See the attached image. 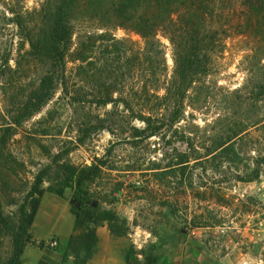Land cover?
Returning <instances> with one entry per match:
<instances>
[{
  "label": "rangeland",
  "instance_id": "rangeland-1",
  "mask_svg": "<svg viewBox=\"0 0 264 264\" xmlns=\"http://www.w3.org/2000/svg\"><path fill=\"white\" fill-rule=\"evenodd\" d=\"M7 1L0 0V132L11 127L9 163L0 164L5 214L18 219L41 169L48 170L49 187L57 163L97 161L102 170L85 189L128 229L118 236L106 221L75 227L74 190L47 191L20 264H74V247L91 227L98 242L86 264H127L130 248L136 264H149L148 257L156 264H264V15L251 8L263 3L216 0L204 8L207 27L220 35L199 57L210 71L188 90L180 121L162 119L156 135L136 137L132 127L145 124L123 99L139 111L142 89L155 91L171 78L173 47L165 32L158 38L166 70L157 81L141 59L144 38L130 20L108 13L112 0H82L71 15L63 82L40 109L28 116L19 111L18 125L13 117L48 65L22 46L5 18ZM52 1L23 0L32 25ZM10 244L4 236L0 257Z\"/></svg>",
  "mask_w": 264,
  "mask_h": 264
},
{
  "label": "trees",
  "instance_id": "trees-1",
  "mask_svg": "<svg viewBox=\"0 0 264 264\" xmlns=\"http://www.w3.org/2000/svg\"><path fill=\"white\" fill-rule=\"evenodd\" d=\"M82 0H55L43 8L40 22L32 25L29 11L23 0H8L5 4V15L8 23L17 27V35L21 37L22 46H30V52L41 56L47 62V69L40 76L38 83L31 93L22 101L18 113L14 115V123L20 125L24 117L40 109L54 94L56 86L63 82L66 71V52L73 35L71 15ZM263 4H252V11L257 15H264V0H254ZM216 0H112L108 9L110 14H118L127 21H131L133 30L145 40L141 59L149 63L152 74L157 81H163L166 70L163 49L159 32H165L173 47L174 70L164 86L158 84L160 91H150L143 88L138 96L136 110L129 99H123L128 111L142 121L145 126H133L132 134L136 137H150L156 135L169 119L171 123L180 121L184 111L182 106L190 87L210 71V66L203 64L199 58L205 55L207 45H214L220 41L219 33L212 26L207 27V13L205 7H215ZM149 8V9H146ZM213 16V15H211ZM156 56L152 59V56ZM144 69V68H142ZM137 96V95H136ZM98 101L109 102L99 98ZM137 106V105H136ZM148 110V114L145 113ZM20 111V112H19ZM160 115H158V114ZM137 114V115H136ZM11 127L6 126L0 132V164L8 166V152L6 150ZM57 158V157H56ZM55 158V160H57ZM58 161V160H57ZM58 177L54 185L46 187L48 170L41 169L34 177V182L27 193L24 202L19 206L18 219L12 220L3 210L0 197V243L4 236L10 237V248L6 255L0 257V264H20L26 245L33 241L32 225L40 208L45 192L50 191L63 196L65 189L74 190V198L79 202L74 208L75 227L84 225L87 221L94 224L108 222L110 232L122 236L128 232L127 227L119 225V216L110 209L102 208L92 199L91 193L85 189V184L95 179L102 170V164L97 161L86 166L67 163H57ZM73 237V236H72ZM98 242L96 229L91 227L82 238L81 245L74 247L76 260L74 264H86L93 256ZM137 251L130 248L125 254L127 264H136ZM149 264H156L154 258L148 257Z\"/></svg>",
  "mask_w": 264,
  "mask_h": 264
},
{
  "label": "built area",
  "instance_id": "built-area-1",
  "mask_svg": "<svg viewBox=\"0 0 264 264\" xmlns=\"http://www.w3.org/2000/svg\"><path fill=\"white\" fill-rule=\"evenodd\" d=\"M50 244L52 246H57L58 245V241L56 239H52L51 242H50Z\"/></svg>",
  "mask_w": 264,
  "mask_h": 264
}]
</instances>
